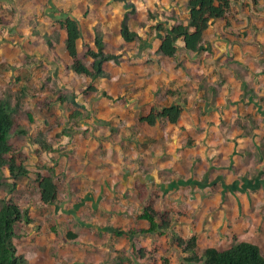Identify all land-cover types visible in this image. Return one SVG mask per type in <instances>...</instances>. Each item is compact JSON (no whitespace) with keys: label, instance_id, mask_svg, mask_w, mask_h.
Returning a JSON list of instances; mask_svg holds the SVG:
<instances>
[{"label":"crops","instance_id":"0c3cea01","mask_svg":"<svg viewBox=\"0 0 264 264\" xmlns=\"http://www.w3.org/2000/svg\"><path fill=\"white\" fill-rule=\"evenodd\" d=\"M9 1L19 8L36 5L35 0ZM45 2L47 6L44 2L36 6L48 22L40 21L41 26H37L41 29L40 35L30 36L35 41L41 40V45L42 41L46 43L47 51L26 50L32 56L42 55L56 79L60 80L63 69L67 74L73 73L77 80L82 76L69 70L72 59L66 51V33L50 18V13L58 17L66 14L79 22L80 57L84 55L83 43L93 45V40L90 44L86 38L89 40V31L96 25L103 30L106 44L115 31L114 38L120 45H127L123 52L117 51L122 53L118 64L112 61L106 65L109 77L95 81L98 91L83 95L85 98L81 101L76 98L94 117L82 118V129L70 122L72 131L59 134L58 147L66 146L72 153L75 149L85 157L83 163L88 167L87 171L77 167L73 154H67L64 168L56 169L63 174L64 185L72 176L82 181L83 189L72 187L77 192L81 189L80 195L73 192L72 201L85 213L89 208L95 209V215L90 216L94 220L96 216L109 220L111 212L121 213L129 206L130 196L140 204L137 220L148 201L153 202L157 211H169L173 221L182 225L193 220H208L214 225L220 218L222 222L223 219L232 222L240 216L233 229L226 225L228 233H238L243 225L241 215H249L248 210L251 211L249 204H264V0H258L256 5L252 0H236L227 20L214 22L205 32L204 39L211 49L184 53L176 58L157 53L164 35L157 30V24H164L170 30L176 23L161 15L166 13L164 8L172 11L166 15L183 22L188 19V13L185 19L179 14L182 8H177V4L170 5L171 0H126L137 9L129 20L130 29L141 37L131 43L124 42L120 35L125 2L116 11L118 16L109 13L107 4L99 8L91 0ZM144 5L151 11L157 9L158 17H146L148 11ZM88 9L89 15L84 17ZM112 19L113 29L109 25ZM138 21L146 23L149 32ZM48 23L54 26L48 28ZM46 35L50 41L41 38ZM177 45L182 47L183 42L179 40ZM111 63L114 64L112 71L108 69ZM29 75L27 72L26 76ZM120 96L127 98L115 100ZM55 103L63 110L68 104ZM172 105L183 109L177 123L162 120L151 126L139 121L154 106ZM42 119H53V116ZM66 120L69 117L65 118V124ZM240 170L256 172L255 180L248 177L244 181L237 172ZM109 190L116 193L112 200L117 209L108 208L112 205ZM187 205L189 208H184ZM34 222L29 225L28 233L33 232ZM141 222L145 223L142 228H148L146 221ZM130 226L122 229L135 228L134 224ZM105 227L107 231L119 229V226ZM216 229L215 226L214 234ZM207 247L213 246L204 248Z\"/></svg>","mask_w":264,"mask_h":264},{"label":"rangeland","instance_id":"374dc122","mask_svg":"<svg viewBox=\"0 0 264 264\" xmlns=\"http://www.w3.org/2000/svg\"><path fill=\"white\" fill-rule=\"evenodd\" d=\"M35 1L37 6L39 2L48 5V2H45L47 0ZM104 1L107 3H103ZM91 2L99 8L102 7L101 5L107 4V6H110L109 13L114 12L117 15L116 11L123 8L122 2H126V0H91ZM151 4L153 3L151 2ZM173 4H177V8H182L179 14L184 15L185 19L187 0H179L178 2L177 0H171L170 5ZM36 5L32 8H19L12 1L4 0L2 6H0V100L8 101L13 107L18 106V111L14 113V116L18 125L24 128L27 134L15 133L12 136V141L17 155L27 159L31 172L29 178L18 180V189L13 191V194L8 193L10 185L7 181H11L10 179H7L5 184L0 185V200L13 197L23 208L28 207L30 214L33 215L31 216L32 219L35 220L34 224L36 223L33 232H30L27 238L18 237L15 239L18 254L25 256L29 264H115V258L119 256L125 260V264H182L185 255L172 242V234L175 233L184 239L195 235L201 249L206 246H213L220 250L226 249L233 243L232 238L234 237L236 241H247L259 245L264 255V204L261 202L255 205L249 204L251 211L248 210L249 215H241L242 218L244 217L240 221L243 225H241L238 233H228L230 230L226 229V225L228 228L233 229L240 216L232 219V222L228 219H223L222 222L220 218V220L215 221L214 225H211L208 220H193L183 225L172 220V223H174L165 234L138 235L132 236L130 239L126 236L115 237L112 230L108 229L107 231L105 226L125 228L134 224L133 227L136 229L142 228L145 223L136 218L141 210L139 201L132 200L130 196L127 199L129 206L124 210L122 209L121 213L111 212L109 220L101 219L100 216H96V220L91 219L90 216H94L96 213L95 209L91 210L89 208V212L85 213L80 205L77 206V203L72 201L73 192H77L72 187L77 186L81 189L84 187H82L81 180L76 181L75 176H72L70 180H66L61 195L54 206L45 210L39 209L36 178L37 174H46L45 166L61 170L66 164L64 160L68 162L67 154H73L77 161V167H83L85 171L88 170L87 165L83 163L85 157H81V154L77 153L75 149V152L72 153V150H67L66 146L60 148L57 145L60 141L59 134H63L62 131L66 128L70 129V120H66L65 124V118L67 119L73 110H80L83 116L76 121L73 120L72 125L75 126V123H77L82 129L80 126L82 118L94 116L90 111L77 107L71 102L66 104L65 110L55 103L60 93L68 97L75 95L79 101L83 100L86 96L83 87H87L90 82L87 78L79 77L77 80L73 73L69 72L67 74L63 69L60 81L52 73L49 62L44 63L42 55L32 56L27 53L26 49H29L30 53L33 50L47 51L46 43L42 41L41 45V40L35 41L30 36V34L40 35L39 31L41 29L39 30L37 27L40 21L44 24L48 22L47 17L43 13L41 14ZM144 8L151 11V8L146 5H144ZM81 9H85V4L81 6ZM153 10L151 15L147 14L146 17L157 18L159 12L157 9ZM164 10L168 14L172 12L167 7ZM166 13H164V16H169ZM114 24V19H112L109 22L112 29ZM137 24L149 32V29L145 28L146 23L143 24L138 21ZM47 25H49L48 28L54 26L53 23ZM89 32L90 38L89 40L86 38V41H90L91 44L94 32L93 30ZM113 32V36L110 37L111 41L107 43L108 50L118 53L117 51H123L127 45L125 43L120 45L118 40L114 38L115 31ZM41 38L50 41L47 35L41 36ZM86 44H89V42ZM88 60L84 59V61ZM113 66L114 64L111 63L108 69L112 71ZM27 72L30 73L29 76H26ZM25 83L27 86H23ZM106 96H108L107 93ZM124 98L127 97L120 96L115 100L120 102ZM49 116H53V119L45 121L42 119ZM237 172L244 181L248 177H251L252 181L255 180L256 172L254 171L240 170ZM81 189L77 194H81ZM254 189L257 191L256 187ZM109 193L112 205L109 206V204L108 208L110 207V210H112V207L117 209L116 203L113 204L114 201L112 200L116 193L111 190H109ZM254 193L257 194V192ZM104 202L107 201L104 200ZM77 208L78 210H76ZM104 208H106V205H104ZM184 208L188 209L189 205ZM103 216L106 215L103 214ZM220 224H222L221 227ZM215 226L217 227V234H214ZM210 228L212 230L211 234L209 233ZM27 229L28 227L25 226L26 231H28ZM69 232L76 234L77 238L68 239L67 233ZM133 247L135 248L133 249ZM140 249L146 250V257L141 258L138 256L137 251ZM201 249L199 250L200 254L202 253Z\"/></svg>","mask_w":264,"mask_h":264},{"label":"trees","instance_id":"16d2710c","mask_svg":"<svg viewBox=\"0 0 264 264\" xmlns=\"http://www.w3.org/2000/svg\"><path fill=\"white\" fill-rule=\"evenodd\" d=\"M235 1L188 0L187 22L180 21L174 16H167V19L176 21L170 30L164 24H157V30L164 33L157 53L163 57L176 58L184 53L194 54L211 49L208 46L209 43L204 39L205 32L214 22L221 19L227 20ZM252 4H258V0H252ZM124 7L126 12L121 20V38L126 43L138 41L141 37L137 32L131 30L129 25L131 16L137 12L136 6L132 2H125ZM89 11L90 9L85 12L84 17L89 15ZM151 13V11H148V15H151ZM161 15L165 17L164 13ZM49 16L66 33V51L72 59L69 70L78 76L91 80L83 92L87 95L98 91L95 81L99 78L109 77L106 65L112 61L118 64L122 53L116 54L108 50V45L104 39V32L99 25H96L93 28V45L83 44L84 55L80 57L77 44L82 39V32L79 22L66 14L58 17L50 13ZM179 40L183 42L182 47L177 45V41ZM84 59L89 60L84 61ZM56 101L62 105L71 102L77 107L84 108L76 101L75 95L68 97L60 93ZM182 110L180 105L154 106L149 114L142 116L139 121L151 126L162 120L177 123ZM17 111L18 106L13 107L8 101L0 100V185L5 184V181L10 179L11 181H7L10 185L8 189V193L10 194H13V191L18 189L19 179L29 178L31 174L27 159L17 155L12 141V136L15 133L21 135L27 134L26 130L21 128L15 119L14 113ZM82 116L83 113L80 110H73L69 115V120L70 122L76 121ZM68 130V128L64 129L62 131L63 134L65 135L66 132L68 134ZM44 170L46 174H37L36 178L38 183L39 208L55 205L64 186V176L62 173H58L56 169L48 166H45ZM140 199H142V194H140ZM138 220L146 221L148 228L139 230L136 228H127L125 230L119 228L117 230L113 229L112 233L117 238L126 236L128 239L138 235H162L167 233L173 224L171 213L167 210L157 211L152 201H148L143 206L141 213L138 215ZM32 222L33 219L30 216L28 207L23 208L13 197L2 198L0 200V264H29L25 256L18 254L15 239L18 237L27 238L29 233L25 230V226L30 227L29 225ZM67 238L75 239L77 235L69 232L67 233ZM232 240L233 243L230 247L223 250L216 247L201 249L195 235L184 239L175 233L172 234L173 244L185 255L182 264H264V255L259 245L247 241H236L234 237ZM200 249L202 250L201 254L199 253ZM137 253L141 258L146 257L145 249H140ZM115 261V264H125V260L121 256L115 258Z\"/></svg>","mask_w":264,"mask_h":264}]
</instances>
